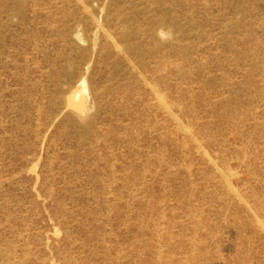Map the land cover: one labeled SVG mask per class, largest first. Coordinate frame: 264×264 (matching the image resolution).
<instances>
[{"label": "rangeland", "instance_id": "374dc122", "mask_svg": "<svg viewBox=\"0 0 264 264\" xmlns=\"http://www.w3.org/2000/svg\"><path fill=\"white\" fill-rule=\"evenodd\" d=\"M0 264H264V0H0Z\"/></svg>", "mask_w": 264, "mask_h": 264}, {"label": "bare ground", "instance_id": "6f19581e", "mask_svg": "<svg viewBox=\"0 0 264 264\" xmlns=\"http://www.w3.org/2000/svg\"><path fill=\"white\" fill-rule=\"evenodd\" d=\"M160 92V91H159ZM161 97V96H160ZM159 99V98H158ZM165 100V99H164ZM158 101V100H157ZM161 101V100H160ZM169 110V109H168ZM169 113V112H168ZM172 115V114H171ZM174 118H176V117H174ZM190 130V129H189ZM184 132V131H183ZM189 133V132H188ZM194 135V134H193ZM198 148V147H197ZM213 165V164H212ZM217 169H218V167H217ZM225 169V168H224ZM223 173H224V171H223ZM229 173V172H228ZM232 173V172H231Z\"/></svg>", "mask_w": 264, "mask_h": 264}]
</instances>
